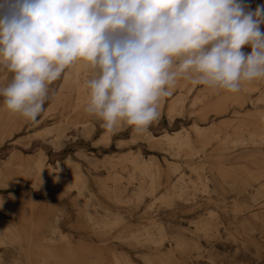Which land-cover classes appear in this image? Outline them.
Wrapping results in <instances>:
<instances>
[{"label": "rangeland", "instance_id": "obj_1", "mask_svg": "<svg viewBox=\"0 0 264 264\" xmlns=\"http://www.w3.org/2000/svg\"><path fill=\"white\" fill-rule=\"evenodd\" d=\"M92 73L82 62L67 68L35 120L0 96V264H30V251L42 253L34 264H264V175L241 171L264 169V136L225 150L249 137L241 121L264 128V83L230 92L181 77L146 129H108L85 110ZM10 80L0 66V88ZM175 131L189 133L191 149L153 142ZM146 164L153 179L140 172Z\"/></svg>", "mask_w": 264, "mask_h": 264}, {"label": "clouds", "instance_id": "obj_2", "mask_svg": "<svg viewBox=\"0 0 264 264\" xmlns=\"http://www.w3.org/2000/svg\"><path fill=\"white\" fill-rule=\"evenodd\" d=\"M264 5L244 0H0L4 107L35 120L48 86L77 62L93 69L85 110L144 130L178 78L238 92L264 78ZM246 46L250 54L242 51Z\"/></svg>", "mask_w": 264, "mask_h": 264}, {"label": "bare ground", "instance_id": "obj_3", "mask_svg": "<svg viewBox=\"0 0 264 264\" xmlns=\"http://www.w3.org/2000/svg\"><path fill=\"white\" fill-rule=\"evenodd\" d=\"M263 83H264V78H261V79L253 80L251 82L245 81V82H243V86H244V88H246V89H248L250 91H255V90L260 89V87L262 86ZM78 110H81V104L78 105L74 109V112L76 113ZM78 114H79V112H78ZM79 117H80V115H79ZM262 122L264 123V116H263V121ZM251 124H252V122L247 121V120L241 121L240 122V127H246L247 128V130L249 132V137H247V139H240V140H237V141H230V142H228L226 144L225 150L232 151L235 148H237L238 146H248V145L250 146L251 145V146L254 147L255 146L254 144H256V142H255V140H256L255 139V136L256 135L264 136V128H261L259 131H256L257 129L254 128V127H251ZM195 129L196 130H200L201 129V126L195 125ZM57 133L58 132H56V134ZM181 134H182L181 131H175L173 134L165 133L162 136H153L152 138H153V142L158 143V144H163L164 142H166L169 146L178 145L179 147H181L182 149H185V150L186 149H189V148L191 149V147H190L191 144L190 143L192 142V138L190 137L189 133H186V134H183V135H181ZM161 146H163V145H161ZM42 160L34 161V166H36L37 169H39V170L42 169V164H43L42 163ZM220 164H221V166H225V165L227 166L225 160H223V162L221 161ZM149 167H150L149 164L143 165L140 168V172L143 175L149 176V177H151L153 179L155 177V174L150 172ZM223 170H224V168H223ZM229 171H235V170L233 168H230ZM241 171L248 172V173H252V174H255V175H264V169L249 170L248 167H245L244 166V167H242ZM46 172L51 177H53L55 175L54 172H53V169L46 170ZM65 177L68 180H70V182L72 183V185L75 186L79 190V192L81 191V193L83 194V191L77 186L75 176L74 177L65 176ZM152 182H153L152 189L155 190L154 180H152ZM169 195H170V192H167L164 195L163 199L164 198H167ZM57 221H58V219L55 220L56 223H57ZM29 246L30 245H28V248H29ZM30 255H31L30 264H34L35 261H36V259H38V257L41 256L42 253L41 252L40 253H35L33 251H30ZM39 262H41V260H39ZM127 262L128 261L125 258H122V257H119V256H112L111 258H109L108 264H127Z\"/></svg>", "mask_w": 264, "mask_h": 264}, {"label": "crops", "instance_id": "obj_4", "mask_svg": "<svg viewBox=\"0 0 264 264\" xmlns=\"http://www.w3.org/2000/svg\"><path fill=\"white\" fill-rule=\"evenodd\" d=\"M163 135H164V134H163ZM151 136L153 137L154 135H151ZM161 136H162V135H161ZM248 162L253 163V160L250 159V157H249Z\"/></svg>", "mask_w": 264, "mask_h": 264}]
</instances>
